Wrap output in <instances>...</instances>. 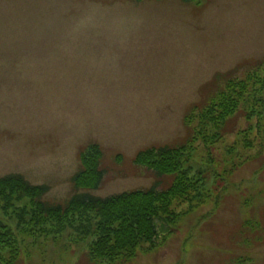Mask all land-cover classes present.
I'll use <instances>...</instances> for the list:
<instances>
[{"label": "rangeland", "instance_id": "1", "mask_svg": "<svg viewBox=\"0 0 264 264\" xmlns=\"http://www.w3.org/2000/svg\"><path fill=\"white\" fill-rule=\"evenodd\" d=\"M257 66L264 0H0V178L45 185L43 201L63 206L77 194L81 153L96 144L104 179L92 196L169 189L173 176L135 165L137 156L184 144L188 111ZM241 101L229 124L205 130L217 142H193L192 161L210 170L205 199L172 200L175 219L155 220L153 246L114 264H264V128ZM78 226L16 229L15 264H100ZM251 233L261 242L245 249Z\"/></svg>", "mask_w": 264, "mask_h": 264}, {"label": "trees", "instance_id": "2", "mask_svg": "<svg viewBox=\"0 0 264 264\" xmlns=\"http://www.w3.org/2000/svg\"><path fill=\"white\" fill-rule=\"evenodd\" d=\"M182 1L194 3L198 0ZM217 92L207 97L202 107L193 108L186 114L184 123L190 128L191 135L184 144L150 148L137 156L135 165L146 167L157 176H173L170 188L162 192H156L154 185L147 190L127 191L105 198L92 196L89 192L98 190L104 179L103 153L96 144L87 146L81 153L82 170L72 178L77 194L63 206L48 205L43 201L49 190L45 185H32L20 175L0 178V209L8 221L0 220V264L17 263L21 240L16 229L28 236L48 234L44 230L35 233L37 225L46 221H54L56 227L61 228L79 223L74 231L91 239L89 259L100 264L131 261L136 258L140 246L149 244L152 247L157 238L155 220L162 219L169 224L175 219L165 209L170 207L172 200L188 202L193 207L205 199L202 186L204 172L208 170L201 162L192 161L196 155L193 142L201 138L208 147L221 137L216 133L209 136L205 131L207 127L221 128L229 124L235 105L243 104L241 99L246 95L245 118L249 121L257 114L258 124L260 126L261 121L264 128V66H257L243 79L227 80L223 89ZM80 191L86 193L79 194ZM258 226L253 225L249 230ZM250 236L242 241L245 249H253L261 242L255 233Z\"/></svg>", "mask_w": 264, "mask_h": 264}]
</instances>
